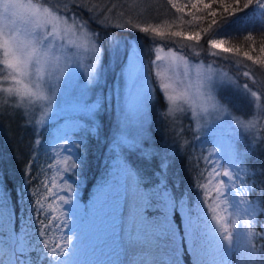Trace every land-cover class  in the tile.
Returning a JSON list of instances; mask_svg holds the SVG:
<instances>
[{
	"label": "rangeland",
	"instance_id": "obj_1",
	"mask_svg": "<svg viewBox=\"0 0 264 264\" xmlns=\"http://www.w3.org/2000/svg\"><path fill=\"white\" fill-rule=\"evenodd\" d=\"M19 2L34 5L40 16L27 8L15 17L0 15V109L22 112L40 134L36 146L45 142L47 158L40 185L29 190L27 215L16 223L0 186L2 264H14L21 246L24 264H36L42 255L30 215L49 250L67 234L75 237L66 264H264V211L254 194L261 192L258 170L248 165L264 142V65L220 40L213 47V39L203 42L198 33L146 22L153 6L148 0L93 2L80 7L82 15L68 10L88 0ZM261 3L255 1L249 16L264 14ZM36 31L51 39L39 62L29 61L25 69L5 41L24 45ZM145 75L152 99L141 112L135 104ZM100 132L110 156L95 191L81 201L83 143ZM66 137L69 150L62 147ZM122 151L151 156L145 159L157 167L167 154L166 176L156 172L158 216L147 213L149 191L123 162ZM183 153L197 167L191 199L176 197L168 186L173 157ZM73 158L79 160L74 170ZM30 204L42 209L39 220ZM189 217L197 223L192 237H186ZM130 229L139 230L138 239Z\"/></svg>",
	"mask_w": 264,
	"mask_h": 264
},
{
	"label": "trees",
	"instance_id": "obj_2",
	"mask_svg": "<svg viewBox=\"0 0 264 264\" xmlns=\"http://www.w3.org/2000/svg\"><path fill=\"white\" fill-rule=\"evenodd\" d=\"M106 0H88L86 4L75 3L68 12L78 10L82 15L85 6H90L93 2ZM122 1V0H119ZM256 0H148L152 8L147 9L146 22H165L169 26L183 32L198 33L205 42L207 39L220 40L227 47L239 52L247 53L248 56L264 65V14L260 18L249 16ZM44 2V0H43ZM47 4V3H46ZM196 5L193 7V5ZM204 4H209L208 8ZM245 4L248 7H245ZM75 6L78 9H75ZM215 13V15H213ZM213 20L216 21L213 24ZM94 29L98 27L93 26ZM99 31V28L97 29ZM117 34L124 31L114 30ZM159 95V94H158ZM158 105L162 107L163 98L159 95L156 98ZM157 106V107H159ZM157 107L153 113L156 114ZM15 112V111H14ZM105 132L100 135H88L84 141L85 156L81 166L83 182L79 188V199L86 201L98 186L99 179L104 175L109 153L104 141ZM36 135L33 127L25 120L22 112L15 114H5L0 109V186L9 199L15 223L20 217L26 216L30 198L29 190L37 188L43 176L45 167L44 161L47 158L45 142H40L37 146ZM264 137V125H263ZM45 141L46 137H43ZM255 162L248 165L258 170L254 178L258 179L260 194L254 190L260 199V204L264 211V142L257 146ZM123 162L132 169L137 177L138 183L149 191V207L147 213L150 216H158V199L154 189L158 184L156 172L158 167L155 162H148L147 159L134 155L130 151H122ZM183 153L173 157L171 163V178L168 186L172 189L176 197L186 195L192 198L191 187H194V174L196 166L193 160L186 158ZM29 176L31 177L29 179ZM104 177V176H103ZM172 182V183H171ZM27 188V192L25 189ZM177 212V211H176ZM178 214L175 215V219ZM264 217V213L260 218ZM186 262H189L185 258Z\"/></svg>",
	"mask_w": 264,
	"mask_h": 264
},
{
	"label": "snow or ice",
	"instance_id": "obj_3",
	"mask_svg": "<svg viewBox=\"0 0 264 264\" xmlns=\"http://www.w3.org/2000/svg\"><path fill=\"white\" fill-rule=\"evenodd\" d=\"M44 3H47V0H44ZM195 6L196 5L194 4L193 7ZM209 6H210L209 4H204L205 8H208ZM245 7H248V5L245 4ZM259 7L264 8V3L259 4ZM22 8H27L32 16L35 17L40 16L39 10L34 5L31 4L24 5L21 4L19 0H3V3L0 4V15H3L4 17H8V16L15 17L19 14V10ZM45 11H47V9H45ZM213 15H215V13H213ZM212 23L215 24L216 21L213 20ZM141 31L146 32L148 31V29H141ZM51 35L52 34L45 35L42 32L36 31L35 33L32 34V38L31 40L28 41L27 44L21 45L15 38H10L9 40L5 41V47L6 48L10 47L14 49L15 52L18 53L20 63L25 67V69H27L29 61L34 60L35 62H39L42 55V49L49 44ZM189 38L191 39L193 37H189ZM209 43L213 47H216L218 44L216 40L209 41ZM219 43H222V41ZM224 50L228 51V49H224ZM245 55H247V53H245ZM157 59L159 58L157 57ZM249 59H251V57H249ZM141 69H143V64H141ZM70 71H71L70 69L67 71L66 75L64 76V80H67ZM245 75H247V73H245ZM57 90L62 91L63 87L61 86ZM253 95H255V93H253ZM137 96L138 98L136 100L135 108L137 111L142 112L143 108L146 107L152 99V93L148 86V80L146 75L143 77V83ZM65 140H66V145L62 147H65L66 150H69L71 148L72 142L67 137L65 138ZM124 142L125 141L122 139L121 141L118 142V145L119 143H124ZM69 154H71L70 151ZM145 158L150 159L151 156ZM73 160L74 162L72 168L74 170L76 167H78L79 160L76 158H73ZM218 162L219 161H214V163H218ZM169 166H170V162L167 154L161 156L158 163V169L160 171L161 176H166ZM223 176L228 177L230 181L233 179L228 171H225L223 173ZM30 178L31 177L29 176V179ZM235 179H239V176L235 177ZM25 191L27 192V188L25 189ZM235 194L239 195V190H237ZM224 195L227 196V192ZM3 198L4 197H0V200H3ZM61 199H63V197H61ZM65 203H67V201H65ZM30 207L32 209V212L37 214V219L39 220V215L42 212V209L38 207V205L30 204ZM0 216H2V213H0ZM30 222L32 223V230L34 232H37L40 237V239H38L37 241V246L41 248L42 255L37 257L36 264H66V257L70 254L72 250V246L75 242V237L72 234H67L66 239H64L63 242L58 243L54 248L49 250V245L46 242H44L42 239L44 232L36 227L35 221H31V215H30ZM41 223H43V221H41ZM68 227L69 225L67 224V217H66L62 230L65 233H67ZM196 228H197L196 221L192 217H189L188 225L186 228V237H192ZM130 235L132 236L133 239H138L139 230H137L135 233H132L130 229ZM223 240L230 241V237L224 236ZM216 242L217 244L221 243L220 240H217ZM13 255L16 257L14 264H24V258L26 256V253L24 252L22 246L20 247V250L16 253H13ZM27 255H31V253H28ZM0 264H2V261H0ZM29 264H31V262H29Z\"/></svg>",
	"mask_w": 264,
	"mask_h": 264
}]
</instances>
